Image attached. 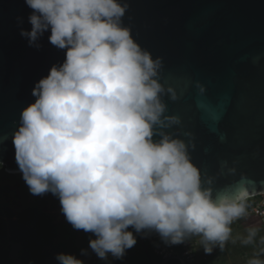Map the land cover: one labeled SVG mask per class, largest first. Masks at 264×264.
<instances>
[{
	"label": "clouds",
	"instance_id": "1",
	"mask_svg": "<svg viewBox=\"0 0 264 264\" xmlns=\"http://www.w3.org/2000/svg\"><path fill=\"white\" fill-rule=\"evenodd\" d=\"M25 3L31 29L21 36L39 49L50 31L65 59L35 83V100L13 133L15 159L30 193L51 192L73 229L90 234L81 255L90 249L111 264L138 236L156 234L167 246L194 244L206 255L238 244L247 250L243 264H264V218L253 220L249 204L256 193L241 183L214 195V177L191 158L194 143L167 131L182 121L167 114L163 97L177 93L160 80L163 58L123 23L127 0ZM223 167L236 171L227 161ZM56 260L84 264L73 253Z\"/></svg>",
	"mask_w": 264,
	"mask_h": 264
},
{
	"label": "water",
	"instance_id": "2",
	"mask_svg": "<svg viewBox=\"0 0 264 264\" xmlns=\"http://www.w3.org/2000/svg\"><path fill=\"white\" fill-rule=\"evenodd\" d=\"M127 2L123 23L153 57L163 58L160 80L177 93L175 100L163 97L167 114L182 121L167 131L194 143L191 158L214 177V195L241 183L256 193L251 197L264 193V0ZM31 12L25 0H0V164L6 171H20L12 137L22 109L35 100V83L65 59V50L49 42L50 31L39 49L21 36V28L31 29ZM224 161L236 171L229 173ZM138 238L152 264L172 258L185 264L178 255L155 262L147 238Z\"/></svg>",
	"mask_w": 264,
	"mask_h": 264
},
{
	"label": "trees",
	"instance_id": "3",
	"mask_svg": "<svg viewBox=\"0 0 264 264\" xmlns=\"http://www.w3.org/2000/svg\"><path fill=\"white\" fill-rule=\"evenodd\" d=\"M58 197L51 192L47 199H36L17 214L5 209L9 220V232L12 242L19 245L16 257L11 255V246L0 249V264H58V253H73L81 256V249H88L89 233L74 230L66 220L56 222L51 210L59 205ZM49 205L48 208L46 205ZM6 234L4 220L0 217V237ZM147 248L155 262L163 259L153 252L148 240ZM90 255L92 252L90 250ZM87 255V256H88ZM113 264H152L146 257L137 237L136 245L129 249L122 260H114ZM163 264H180L177 259H169Z\"/></svg>",
	"mask_w": 264,
	"mask_h": 264
},
{
	"label": "rangeland",
	"instance_id": "4",
	"mask_svg": "<svg viewBox=\"0 0 264 264\" xmlns=\"http://www.w3.org/2000/svg\"><path fill=\"white\" fill-rule=\"evenodd\" d=\"M48 193L43 195H33L30 193L28 186L26 185L22 174H10L5 170V167L0 164V217L4 220L6 234L0 237V249L9 244L11 246V255L16 257L18 244L12 242V236L9 232V220L5 216V209H9L13 214L12 220L17 219V214L30 205L36 199H47ZM256 200L264 199V193L259 194L255 197ZM48 208V204L46 205ZM56 222L66 220L60 210V203L54 209L51 210ZM253 220L262 219L256 215L252 216ZM243 222L234 225L235 230H242ZM197 249V247H196ZM90 250V249H89ZM91 251V250H90ZM246 249L241 248L237 245H228L224 252L214 250L212 254L206 255L202 249H197L196 259L193 264H243L245 258ZM84 261V264H105L104 261L98 259L94 253L88 256H77ZM111 264L114 260L109 257Z\"/></svg>",
	"mask_w": 264,
	"mask_h": 264
},
{
	"label": "built area",
	"instance_id": "5",
	"mask_svg": "<svg viewBox=\"0 0 264 264\" xmlns=\"http://www.w3.org/2000/svg\"><path fill=\"white\" fill-rule=\"evenodd\" d=\"M255 197H250L249 199V204L251 210H253V215L264 218V199L256 200ZM147 240L151 245L153 252L162 259L171 255H178L183 259L185 264H193L195 262L197 249L194 244L191 245L185 243L167 246L160 241L159 237L147 238Z\"/></svg>",
	"mask_w": 264,
	"mask_h": 264
},
{
	"label": "bare ground",
	"instance_id": "6",
	"mask_svg": "<svg viewBox=\"0 0 264 264\" xmlns=\"http://www.w3.org/2000/svg\"><path fill=\"white\" fill-rule=\"evenodd\" d=\"M7 172L10 173V174H22L20 171L19 172H14V171L7 170Z\"/></svg>",
	"mask_w": 264,
	"mask_h": 264
}]
</instances>
